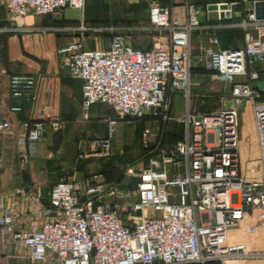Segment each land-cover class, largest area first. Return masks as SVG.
<instances>
[{
    "label": "built area",
    "instance_id": "obj_1",
    "mask_svg": "<svg viewBox=\"0 0 264 264\" xmlns=\"http://www.w3.org/2000/svg\"><path fill=\"white\" fill-rule=\"evenodd\" d=\"M224 4L225 10L206 7L207 14L219 21L234 19L237 4ZM4 6L13 21L66 8L84 12L86 0H4ZM201 12L187 4L186 17L178 18L170 6L152 0L147 27L82 25L76 29L79 36L58 49L70 77L82 83L83 119H89L94 105L114 113L106 119V136L94 142L98 153L110 155L123 127L144 117L174 120L184 126V136L170 151L158 139L157 155L148 166L127 168L128 176L138 178L135 189L101 183L97 177L85 187L62 179L51 188L49 207L42 212L47 218L37 217L27 228L19 224L14 206L6 208L0 214V264H10L11 258L28 264H216L260 255L231 241L230 235L237 227L250 234L264 230V179L250 181L241 175L238 109L247 101L253 111L256 135L246 144L264 149V97L253 88L260 78L257 64L264 61V19L247 9L240 21L228 25L243 31L242 47L222 49L215 37L198 56L207 72L231 85L232 106L210 113L188 109L172 118L173 94L182 92L189 100L196 85L191 39L204 28ZM19 30L0 27V34ZM86 31L109 33L110 46L86 49ZM138 31L153 36L150 49L134 46L132 36ZM37 84L32 74H13L10 96L34 101ZM22 110L18 104L9 107L12 114ZM22 127L20 141L27 148L20 152V164L26 171L46 129L61 130L65 122L29 120ZM10 129L0 109V132ZM153 135L150 128L141 133L146 147Z\"/></svg>",
    "mask_w": 264,
    "mask_h": 264
},
{
    "label": "crops",
    "instance_id": "obj_2",
    "mask_svg": "<svg viewBox=\"0 0 264 264\" xmlns=\"http://www.w3.org/2000/svg\"><path fill=\"white\" fill-rule=\"evenodd\" d=\"M151 1L86 0L85 10L81 12L80 19L68 18L64 12L62 15L59 13L49 16L30 15L24 19L11 21L4 6V0H0V27L20 29L18 32L0 34V109L3 118L11 123L10 131L0 132V198L3 199L2 202L0 201V214L6 208L14 206L19 224L23 228H27L35 218L38 217L39 221H44L47 218L42 212L49 207L51 188L62 179L75 180L84 187L93 184L94 177H97L101 183H114L115 179L109 175L91 173L93 169L103 167L102 162L93 160L88 164H74V161H82L93 157L95 152L98 153L94 142L106 136V119L114 116V113L107 106L94 105L89 110V119L82 121L88 125L81 131L77 128L76 118L80 117L81 113L84 116L82 83L70 77L62 57L58 54V49L79 36L76 30L79 27L73 28L74 26H85V23L91 26L89 29L147 27ZM159 1L170 6L173 15L178 18L186 17L187 4H194L201 9L200 19L204 28L195 32L191 39L193 77L199 78L200 81H197L196 85L202 84L203 88H209L212 91L215 90L216 83H219L221 87H227L226 90L229 92L227 93L225 90L224 95L221 96V103L215 106L212 102L211 104L205 103L204 98L208 96L206 94H209V91L205 93L192 91L187 110L195 113H210L230 108L232 106L231 85L219 82L210 73H199L198 71L203 66L199 64L198 56L201 49L209 45L215 37L218 38L219 46L222 49L242 47L244 36L241 39L232 37V43L223 44L224 35L230 36V32L234 30L228 25L241 20L246 10L249 9L247 6L249 2L255 3L264 0ZM224 3L237 4L233 8L234 19L219 21L215 14H207L206 7ZM91 6L94 7L92 10H90ZM89 32V35H85L86 46L94 45V49H105L110 46L111 35L109 33ZM91 34L105 37L108 42L104 44L101 38H89L88 36ZM132 39L134 46L139 49L148 50L153 44V36L144 31L133 33ZM257 67L264 73V61L258 63ZM19 73L36 76L38 84L34 101H16L11 98L10 77ZM261 77L255 83H258L264 91V80L261 81ZM178 95L185 98L182 92L173 94L170 115L177 114L174 112V100ZM17 104L22 107V112L19 114L10 113L9 107ZM238 109L240 114L239 134L243 154L241 175L245 178V172L249 171L251 178L257 174L263 180L264 149H260L254 144H246L247 138H254L256 135L253 111L247 101H243ZM184 115L185 111L183 114L173 117ZM55 119H62L66 124H69L70 132L55 133L51 128L46 129L42 140L36 144L35 156L31 159L28 169L24 171L20 164V152L27 147L20 141L25 135L22 123L29 120L46 122ZM149 121H153L152 123L158 126L157 131L159 132L156 135V140L160 139L165 132L171 133L174 129L179 128L183 130L184 136V126L174 120L164 123L152 118L146 121L145 125L150 123ZM80 132H82V136H80ZM248 152L252 159L248 157ZM81 154L84 155L83 159L80 158ZM256 157L258 158L256 159ZM132 167H136V165ZM248 167L256 169V172H250ZM126 176L127 179H135L138 182V178ZM120 185L130 188L123 184ZM135 187L131 189H135ZM246 224L248 225L249 222ZM230 238L231 241L244 244L249 251L260 255L251 258L235 257L231 261L216 264H264V230L257 234H250L245 228L237 227L231 231ZM10 264H28V262L11 258Z\"/></svg>",
    "mask_w": 264,
    "mask_h": 264
},
{
    "label": "rangeland",
    "instance_id": "obj_3",
    "mask_svg": "<svg viewBox=\"0 0 264 264\" xmlns=\"http://www.w3.org/2000/svg\"><path fill=\"white\" fill-rule=\"evenodd\" d=\"M94 7H90V10H92ZM65 12L66 16L68 18H73V19H80L82 16H81V11L80 10H75V9H71V8H66L60 12H58L60 15H62L63 13ZM201 20V19H200ZM76 27H81V26H74L73 28H76ZM86 28H89L91 27L90 25L86 24L85 23V26ZM234 33H231L230 36L228 35H224L223 37V44H227V43H232V37L233 39L234 38H238V39H241L243 34H242V31L240 29H234L232 30ZM78 33L80 34V32L78 31ZM77 34V33H76ZM86 36L90 34L89 31H86L84 33ZM104 34V33H103ZM102 34V35H103ZM106 35V33H105ZM89 38H101L103 40V43L106 44L107 41V38L105 37H98V35L96 34H91L90 36H88ZM87 37V38H88ZM86 49L88 50H95L94 49V45H87L86 46ZM199 73L202 74V72L198 71ZM194 82L197 84L198 82L197 81H200L199 78H194ZM200 83V82H199ZM227 89V87H221L220 84L216 83L215 85V90H210L209 88H203L202 87V84L200 85H196L195 87H193V92H197V93H201V92H208L209 91V94H206L208 95L206 98H204L206 101L205 103L206 104H211V102L217 106L218 104L221 103V96L224 95L225 93V90ZM227 91V90H226ZM227 93H229L227 91ZM192 97V95H191ZM190 101L187 100V98H182L181 96H176L175 97V100H174V112H176L177 114H173L171 115L172 118H176V117H173V116H178V115H181L183 114V112L187 111V108H188V105H189ZM93 108V107H92ZM58 120H62V119H58ZM63 121V120H62ZM83 116H82V113L80 115V117H77L76 118V126L77 128L81 131V129H83L85 126L88 125V123H83ZM150 123L146 124L145 128H150L153 132V136L151 137V143L148 147H146L144 144H143V141H142V138H141V127H140V122L138 121H135L133 122L132 124H129V125H125L123 127V129L120 131L119 133V136L117 138V141L114 145V148H113V151L110 153V155L108 156H105V155H102L101 153H94L93 157L91 158H88V159H84L82 161H74V164L75 165H79L80 163H83V164H88L89 162L91 161H98V162H102L104 165L103 167L101 166L100 168H95L92 170L91 173H104V172H109L111 176H113V179H118L120 178L121 175H123L126 171V166L131 163V162H135L136 161V169H140V168H143L146 166V161L144 160V158H142V156H145L146 153L148 152V149L151 145H154L157 143V137L156 135L158 134L159 131H157V128L158 126L154 123H152L153 121H149ZM67 132L69 133L70 132V125L69 124H66L65 123V127L61 130H57V131H53L55 133H63V132ZM70 135V134H69ZM160 135V134H159ZM80 136H82V132H80ZM173 141L172 140V137L169 136L167 137L166 139V142H171ZM173 146H167V147H163L164 150L166 151H170L172 149ZM92 153V152H91ZM251 159H252V156L251 154H249V152L247 153ZM148 155V154H147ZM258 157H256L257 159ZM250 161V160H249ZM250 162H253V161H250ZM250 172L252 173H255L256 172V169H253V168H250ZM246 173V179L247 180H261V177L257 176V174L254 175V177H250L249 176V171L245 172ZM236 200V197L234 198V201Z\"/></svg>",
    "mask_w": 264,
    "mask_h": 264
},
{
    "label": "trees",
    "instance_id": "obj_4",
    "mask_svg": "<svg viewBox=\"0 0 264 264\" xmlns=\"http://www.w3.org/2000/svg\"><path fill=\"white\" fill-rule=\"evenodd\" d=\"M230 33H234V32L232 31ZM242 34H243V31H242ZM256 69L258 70L260 76H263L264 73L258 67H256ZM200 72H202V73H209L204 68H202L200 70ZM263 97H264V94H263ZM150 119H152V118L151 117H144V118L138 120V121H140V127H141L140 133H142L143 130L145 129V122L148 121V120H150ZM169 136H171L172 137V140H173L170 143L169 142H166V139ZM182 137H183V130L181 128L174 129L171 133L165 132L163 135H161V138L159 139L160 147L163 148V147H167V146H170V145L171 146H174L178 141L181 140ZM155 146H156V144L155 145H151L149 147L148 152L146 153V155L145 156H142V158H144V160L146 161L147 164H148V162H149V160L151 158H153V157H155L157 155V151H155V149H156ZM135 164H136V161L129 163L126 166L125 173L123 175H121L120 178L115 179L114 183L123 184V185H125L127 187H130V188L135 187L136 184H137V180H135V179H127L126 178L127 177L126 176L127 175V168L130 167V166H133ZM102 174H106V175L111 176L109 172H104ZM111 177L113 178V176H111Z\"/></svg>",
    "mask_w": 264,
    "mask_h": 264
},
{
    "label": "water",
    "instance_id": "obj_5",
    "mask_svg": "<svg viewBox=\"0 0 264 264\" xmlns=\"http://www.w3.org/2000/svg\"><path fill=\"white\" fill-rule=\"evenodd\" d=\"M248 8L249 9H253L256 13V16L258 19H264V1H258V2H249L248 3ZM208 9L211 11H217L218 9L221 10H225L227 9V5L222 4L219 8L218 5H210L208 6ZM216 16V15H215ZM227 17H229V14L226 15ZM217 17V16H216ZM221 17L223 18L224 15H221ZM264 80V75L261 77V81ZM253 88L257 91H259L260 93L264 94V91L259 87L258 83H254L253 84Z\"/></svg>",
    "mask_w": 264,
    "mask_h": 264
}]
</instances>
